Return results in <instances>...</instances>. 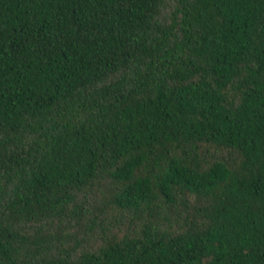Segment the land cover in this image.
Wrapping results in <instances>:
<instances>
[{
    "label": "trees",
    "instance_id": "trees-1",
    "mask_svg": "<svg viewBox=\"0 0 264 264\" xmlns=\"http://www.w3.org/2000/svg\"><path fill=\"white\" fill-rule=\"evenodd\" d=\"M0 264H264V0H0Z\"/></svg>",
    "mask_w": 264,
    "mask_h": 264
}]
</instances>
